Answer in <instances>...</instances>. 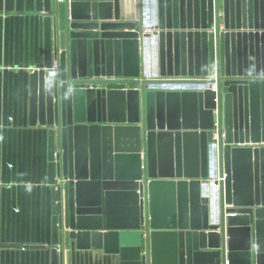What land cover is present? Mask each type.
<instances>
[{
  "label": "water",
  "instance_id": "1",
  "mask_svg": "<svg viewBox=\"0 0 264 264\" xmlns=\"http://www.w3.org/2000/svg\"><path fill=\"white\" fill-rule=\"evenodd\" d=\"M2 10L44 16L30 112L48 133L51 264L70 242L118 264H264V0H156L150 23L119 0Z\"/></svg>",
  "mask_w": 264,
  "mask_h": 264
},
{
  "label": "crops",
  "instance_id": "2",
  "mask_svg": "<svg viewBox=\"0 0 264 264\" xmlns=\"http://www.w3.org/2000/svg\"><path fill=\"white\" fill-rule=\"evenodd\" d=\"M119 15L124 21L142 17L150 23L156 0H119ZM43 17L35 11H0V264H51L53 258L48 133L30 112V76L44 59ZM153 39L145 40V61L152 67L146 76L156 73ZM168 87L157 89L193 90ZM56 257L59 261V248ZM61 259L62 264L119 263L118 255L77 249L71 242Z\"/></svg>",
  "mask_w": 264,
  "mask_h": 264
},
{
  "label": "built area",
  "instance_id": "3",
  "mask_svg": "<svg viewBox=\"0 0 264 264\" xmlns=\"http://www.w3.org/2000/svg\"><path fill=\"white\" fill-rule=\"evenodd\" d=\"M53 67L55 68V64H53ZM147 78L149 77V76H146ZM108 79H110V78H108ZM112 79H115V78H112ZM170 85H172L173 86V84H162V85H149V87L150 88H166V89H168L169 87L168 86H170ZM165 86H167V87H165ZM134 88V86H128V88ZM185 88H190V89H197L196 88V86H184ZM199 89V88H198ZM141 199H142V201H143V203H144V217L146 218V210H145V196L143 195L142 197H141Z\"/></svg>",
  "mask_w": 264,
  "mask_h": 264
}]
</instances>
